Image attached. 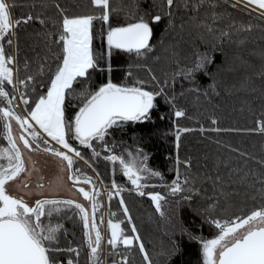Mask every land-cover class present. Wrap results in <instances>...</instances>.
Returning a JSON list of instances; mask_svg holds the SVG:
<instances>
[{"label": "trees", "instance_id": "1", "mask_svg": "<svg viewBox=\"0 0 264 264\" xmlns=\"http://www.w3.org/2000/svg\"><path fill=\"white\" fill-rule=\"evenodd\" d=\"M56 2L70 13H88L92 10L89 0H15L16 6L12 9L14 19L31 12L47 20L46 25L32 21L21 23L15 29L17 35L12 37L13 47L8 51L17 56L20 79L26 74L36 73L40 63H52L51 59L45 61L44 56L47 54L51 57L48 47L55 52L57 46L48 45L38 33L55 28L52 20L60 16L55 8ZM196 2L175 0L172 16L164 15L160 22H154V33L150 39L153 47L144 55L137 56L135 51L128 53L127 50L115 49L111 57L114 81L143 79L158 88L151 79L154 74L161 84L165 78L168 79L165 91L175 97L171 102L166 101L164 96L158 97L151 120L128 122L123 128L114 127L106 137L108 141L136 148L139 146L147 152L149 165L163 173L164 181L158 178L157 182L161 186L175 178L177 155L182 176L190 178L188 184H183L185 190L176 193L173 196L175 200L165 207L164 215L156 210L149 197L131 192L127 189L130 183L124 184L125 179H117L118 183L124 185L122 195L132 223L136 225L154 264H202L199 241L190 239L187 232L182 233L181 227H188L194 235L210 238L216 229L204 220L209 211L214 218L230 219L233 215L247 214L261 202L264 165L260 161L264 160V132L255 129L260 127L258 121L264 120V20L252 17L240 8H232L224 0H216L215 7L204 0L199 8H195ZM161 3L162 0H111L113 11L110 22L113 26L134 22L127 13L138 15L147 9L155 14ZM185 3L187 7L183 6ZM162 11L166 13L167 6ZM213 11L220 14L219 19L212 16ZM169 19L172 23H169ZM233 20L237 22L235 25L232 24ZM246 23H251L253 28L245 30L239 27ZM206 25H212V30L209 31ZM102 26L106 28L101 20L94 21L93 48L106 57V41L100 34ZM225 31L228 35L221 36L220 33ZM205 52L214 60L207 65V73H196L194 81L182 75L173 80L175 72L182 66L190 67L197 55ZM25 62L28 63L27 69ZM149 69L152 71L149 72ZM129 72L132 76L126 77ZM107 76V71L101 73L97 70L92 74L91 82H76L74 86L77 90L86 85L95 88L106 82ZM42 79H46V76H36V93L32 92L34 86L31 82L19 88L35 98L41 91L38 82ZM7 88L11 93L12 86L7 85ZM78 102L77 98H70V114ZM173 104L182 108L185 115L176 117ZM160 113H164V116L161 117ZM213 117L216 118L215 123ZM174 121L180 127L190 129L181 133L179 150L175 144ZM201 126L204 131L200 130ZM70 142L80 148L86 162L93 164L86 146L79 145L75 140ZM5 143L3 122L0 121V145ZM189 158L190 166L184 165L183 160ZM74 167L79 169L78 161ZM216 176L220 180L215 183L224 188L223 193L214 187ZM190 187H196L199 191L191 192L188 190ZM187 196H192L191 202L181 199ZM111 203L115 217L124 218V227L131 230V224L119 204V197H114ZM210 204H214L213 209L208 208ZM199 209L205 210L203 216ZM55 219L63 225L56 247L65 251L59 253V258L64 264H67L70 256L78 259L79 264H92L88 259L90 250L84 242L80 217L70 211L57 214ZM174 244L179 245V251L168 261L160 253L171 249ZM76 245H80L79 257L75 252L66 251ZM128 248L129 264H146L139 251V242L132 246L120 244L118 252H125ZM114 258L118 259V254L108 252L107 264H111Z\"/></svg>", "mask_w": 264, "mask_h": 264}, {"label": "snow or ice", "instance_id": "2", "mask_svg": "<svg viewBox=\"0 0 264 264\" xmlns=\"http://www.w3.org/2000/svg\"><path fill=\"white\" fill-rule=\"evenodd\" d=\"M203 2L204 0H197L195 8H199ZM208 2L213 7L216 6V0H208ZM89 3L92 10L88 13H70L66 8L61 7L59 2L55 3V8L60 13L57 19L52 20L55 28L38 33L44 37L48 45L57 46L55 52L48 47L51 57L47 54L44 56L45 61L51 59L52 63L48 65L40 63L36 73L26 74L20 79L17 56L8 51L13 45L12 37L17 35L15 29L21 23L27 24L32 21L46 25L47 20L31 12L14 19L12 9L16 6L15 0H0V121L3 122V135L7 140V145H0V264H64L59 258V253L65 249L56 247L63 225L58 221L53 222L52 217L54 213H60L62 207L72 208V206H74L72 210L83 222L84 242L90 250L88 259L92 264H101L99 257L103 248L99 225L104 220L102 216L99 221L97 220L100 188L97 187L96 181L85 173L83 179L92 187L90 189L79 187V192L91 202V212L84 203L74 199L64 200L41 195L39 199L30 202L23 196L11 193L8 190L9 182L28 171L20 146L21 141L29 150L33 149L35 142L37 148L43 147L46 152L58 157L61 167L66 166L69 178L77 182L81 181L82 174L74 167V158L84 157L80 148L70 140L78 141L79 145L90 148L94 157L101 154L95 147V142L99 141L109 153L105 159L111 161L113 165L118 162L123 175L128 178L131 185L135 186V191L151 197L156 210L164 215L162 201L165 197L161 192L143 191L147 187L143 181L153 177L159 178L161 182L164 181L163 173L149 165V154L139 146L134 152L126 149V156L123 153L117 154L106 142V137L111 134L114 127L123 128L128 122L151 120L158 97L164 96L166 101H174L175 97L169 96L165 91V86L168 85L167 78L161 84L153 74L151 79L156 82L158 88L151 89L147 86L149 82L143 79H135L131 82L128 79L121 82L114 81L111 57L115 49L127 50L128 53L135 51L137 56H142L150 50L153 47L150 38L154 33V22H160L164 15L172 16L171 9L175 0H162L160 9L155 14H151L147 9L138 15L127 13L126 15L131 16L134 22L118 23L116 26L110 22V13L113 11L111 0H89ZM165 6L168 9L166 13L162 11ZM183 6L188 5L185 3ZM231 7L243 8L250 15L255 13L260 18H264V0H234ZM212 16L216 19L220 18V14L215 11L212 12ZM96 20H101L106 25V28L102 26L100 33L102 39L106 41V57L102 53L95 52L93 48ZM169 23H172L171 19ZM236 23L235 20L232 21L233 25ZM206 27L211 31L213 26L206 25ZM239 27L251 30L253 25L246 23ZM220 35L225 36L228 33L225 31ZM18 51L17 47L16 52ZM213 62L209 53L198 54L190 67L182 66L172 78L174 80L176 76L182 75L194 81L195 74L201 71L207 73V65ZM24 67L28 68L27 62ZM97 70L101 73L107 71L106 82L100 83L95 88L89 85L80 90L75 88L76 82H91L92 74ZM151 71L149 69V72ZM37 75L46 76V79L38 82L41 91L33 98L29 93L20 90L19 86H27L31 82L34 86L32 92L36 93ZM131 76L132 73H126V77ZM7 85L12 86L11 93ZM16 91H19V100L25 106L23 112L18 111L14 104L17 99ZM70 98L79 100L71 114ZM173 107L176 117L185 115L182 108L176 107L175 104ZM160 116L163 117L164 113H160ZM13 120L21 130L18 137L13 132ZM215 120L216 118L213 117L214 123ZM173 123L176 125L175 144L179 150L181 133L190 129L180 127L175 121ZM258 123L260 127L255 130L264 132V120H259ZM200 130L204 131L203 126ZM58 146H62V149ZM260 163L264 165V160ZM183 164L190 166V158L183 160ZM179 165L180 158L177 155L176 176L170 183L163 184L172 194L184 191L183 184H188L190 179L188 176H182ZM219 180L220 177L216 176L214 187L219 188L223 193L224 188L215 183ZM261 180V202L247 214L221 219L214 218L209 211L208 215L204 216V220L216 229V233L210 238L194 235L188 227H181L182 233L187 232L190 239L199 241L203 264H264V175L261 176ZM39 187L43 188V185ZM123 190V185L113 179L111 186L107 187V195L109 200L112 197H119V204L123 207V213L131 224V232L134 235L126 234L122 221L114 219L116 214L109 211L107 220V227L110 230L107 240L110 245L109 254H118V259H112L111 264H129L127 251L130 248L125 252H118V248L120 244L132 246L136 242H139V251L143 254L146 264H154L136 225L132 223L129 208L122 195ZM188 190L199 191L196 187H190ZM181 199L191 202L193 198L187 196ZM208 208L213 209L214 204H210ZM204 211L199 209L202 216ZM66 251L75 252L79 257L80 245L70 247ZM178 251L179 245L174 244L171 249L163 250L160 255L170 261ZM67 264H79V261L70 256Z\"/></svg>", "mask_w": 264, "mask_h": 264}, {"label": "rangeland", "instance_id": "3", "mask_svg": "<svg viewBox=\"0 0 264 264\" xmlns=\"http://www.w3.org/2000/svg\"><path fill=\"white\" fill-rule=\"evenodd\" d=\"M247 13L249 14V12ZM251 16L257 17L261 19V21L264 20L263 18H260L258 15L255 14H251ZM147 86L150 89L156 87L149 84ZM15 95L17 96V99L14 101V104L17 106L18 111L23 112L25 106L23 102L19 100V91H16ZM20 131L21 130L19 129L18 125L13 120V132L17 137L19 136ZM106 142L109 144V146L113 148V151H115L117 154L123 153L126 156L127 155V152L125 151L126 149L131 150L133 152L136 151V147H131L127 144L113 143V141H108L107 139ZM3 145H7V140L6 143ZM20 146L24 154L25 165L28 171L21 173V175L18 178L9 182L8 190L17 196L25 197V199L29 200L30 202H34L36 199H39L41 195L60 198L64 200L74 199L80 203H84L85 206L88 207L89 211L91 212V202L87 201L85 198H82L78 193V191L75 189L74 185H82L83 187L89 189L92 187L91 185L87 184L84 181L83 174L85 173L91 176L96 181L97 187L100 188V195L98 197L100 207L97 209V213H96L97 220L99 221L101 216L103 217L104 220V222L99 225L102 232V248H103V251L99 259L101 261V264H107L106 257L109 252L107 240L110 236V230L107 227V220L109 219V215H108L109 211L114 213L111 203L114 197H112L111 200L108 199L107 187L111 186V182L113 179H115L117 182V179L119 178L125 179L123 182L124 184L126 183L131 184L128 178L123 175L119 163L117 162L115 165H113L111 161L106 160L105 157L109 155L107 149H104L103 146L100 144V142L96 141L95 147L97 149V152L101 153L99 156L94 157L92 155V150L86 146L91 154L89 157L92 159L93 164L90 162H86L87 159L84 156H83L84 158H80V157L74 158V164L75 162L78 161L80 165L79 170L80 173L82 174L81 181L77 182L69 178L68 170L66 166L63 168L61 167L59 158L51 153L46 152L43 147L37 148L35 142L33 143L32 150L25 148L21 142H20ZM58 147L62 149V146H58ZM114 168L115 171H113ZM158 181L159 179L156 177L143 181L147 185V187H145L143 191L145 193L149 191L161 192V194L165 197V199L162 201V208L164 212L165 207H167V205H169L171 201H173L174 199L173 196L175 197L176 194L170 193L166 187L157 184ZM41 184L43 185V188L39 187ZM121 185L123 184L121 183ZM127 189L131 190V192L133 193L136 192L135 186L133 185H131L130 188ZM149 199L152 202L151 197H149ZM152 204L155 207V204L153 202ZM72 208H74V206H72ZM72 208L62 207L60 213L53 214L52 217L53 222H56L55 218L57 217V214L73 211ZM115 216L113 217L114 219H120L122 221V227L125 229V233L128 235H132L131 230L125 228L123 225L124 218H116ZM202 264H203V258H202Z\"/></svg>", "mask_w": 264, "mask_h": 264}, {"label": "water", "instance_id": "4", "mask_svg": "<svg viewBox=\"0 0 264 264\" xmlns=\"http://www.w3.org/2000/svg\"><path fill=\"white\" fill-rule=\"evenodd\" d=\"M151 39V38H150ZM21 143H22V141H21ZM23 144V143H22ZM79 187H83V186H75V188H76V190L78 191V193L80 194V196L82 197V198H84L83 197V195L79 192Z\"/></svg>", "mask_w": 264, "mask_h": 264}, {"label": "built area", "instance_id": "5", "mask_svg": "<svg viewBox=\"0 0 264 264\" xmlns=\"http://www.w3.org/2000/svg\"><path fill=\"white\" fill-rule=\"evenodd\" d=\"M226 2H228V3H233L234 2V0H225ZM241 9H243V8H241ZM243 10H245V9H243ZM245 11H247V10H245ZM248 12V11H247ZM252 14H255V13H252ZM255 15H257V14H255ZM264 19V18H263Z\"/></svg>", "mask_w": 264, "mask_h": 264}, {"label": "flooded vegetation", "instance_id": "6", "mask_svg": "<svg viewBox=\"0 0 264 264\" xmlns=\"http://www.w3.org/2000/svg\"><path fill=\"white\" fill-rule=\"evenodd\" d=\"M75 186H82V185H74V187H75ZM75 189H76V188H75Z\"/></svg>", "mask_w": 264, "mask_h": 264}]
</instances>
